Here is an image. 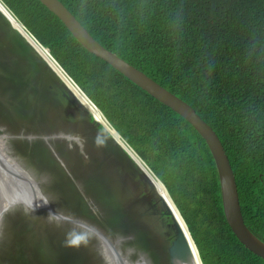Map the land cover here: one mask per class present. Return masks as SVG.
Listing matches in <instances>:
<instances>
[{"label":"trees","instance_id":"trees-1","mask_svg":"<svg viewBox=\"0 0 264 264\" xmlns=\"http://www.w3.org/2000/svg\"><path fill=\"white\" fill-rule=\"evenodd\" d=\"M0 1L49 50L164 184L187 226L201 264H264V259L241 244L228 226L212 156L204 139L185 119L88 52L38 0ZM59 1L103 47L186 101L214 130L233 172L243 222L264 242V0ZM1 33L13 37L18 54L24 49L29 56L25 61L32 71L40 73L44 89L53 87L54 91L49 92L65 97L61 109L56 110L63 112V119H71L69 94L62 81L0 11ZM8 84L18 89L15 81ZM11 96L8 94V98ZM8 98H4L5 106L11 111L4 108L5 113L0 115L8 123L17 124L18 133L31 130L19 127L26 119L35 121L37 129L33 132L51 134L58 130L56 120L61 114L52 104L40 105L38 111L35 107L30 111L28 104L23 117L18 109L12 110ZM64 102L69 109H65ZM83 114L75 115L80 121L88 117L92 122L89 115ZM94 124L99 136H109L101 125ZM35 145L33 152L38 161L37 156H45L49 150L40 141ZM115 148L123 152L117 144ZM59 151L68 156L65 149ZM149 194V199L147 193L143 197L142 213L151 211L170 222L156 194ZM77 197L83 210L68 206L80 219L94 221V210L80 194ZM155 203L160 206L158 210H153ZM124 214L120 213V224H107L123 231ZM20 228L28 230L19 222L17 234ZM70 240L69 236H58L57 249L72 248ZM59 258L64 263H76L69 253H61Z\"/></svg>","mask_w":264,"mask_h":264},{"label":"rangeland","instance_id":"rangeland-1","mask_svg":"<svg viewBox=\"0 0 264 264\" xmlns=\"http://www.w3.org/2000/svg\"><path fill=\"white\" fill-rule=\"evenodd\" d=\"M1 35L0 46L3 47L2 50L0 49V80L2 81L0 114L5 113L4 108L11 111L10 107L5 106L6 100L4 101L10 93L13 100L8 98V102L13 103L12 110L18 109L23 113V117L28 112V104L30 111H33L34 107L38 111L40 105L48 107L50 104L55 111L58 107L61 109L59 105H62V99L65 97L62 95L58 97L55 93L49 92L54 91L53 87L48 91L44 89L41 85L40 73L32 71L33 69L25 61L29 56L23 52L24 49L19 47L21 52L19 51L20 54H18L17 46H13V37L5 33ZM12 81L17 82L18 85L16 84L15 88H18L20 92L9 87L8 83ZM16 96H19L18 102ZM68 104L72 107L68 115L73 119H63V112L57 111L61 114V117L56 120L58 130L51 134L33 132L32 130H36L37 126L35 121L29 119L20 123L19 127L31 130L27 131L28 133L20 130L21 132L18 133L15 130L17 124L8 123L9 121L4 120L0 115L2 129L0 133L11 135V138H7L3 143L5 150L17 157L23 168L35 177L41 192L55 211L77 218L78 216L75 215L77 212L68 205L82 211L83 207L78 203L77 197L80 194L86 202L94 206L96 217L94 221L92 219L85 221L80 217L77 219L94 225L112 240H118L117 248L119 247L122 256H126L131 262L142 256L147 264H170L173 232L169 221L151 211L142 213L145 193H147L146 198L149 199L150 191L156 194L155 190L140 171L136 172L134 163L122 148L120 149L123 152H117L116 143L105 134L99 136L100 133L93 121H89L88 117L81 121L77 119L75 114L84 115L77 104L73 101H68ZM64 107L69 109L65 102ZM58 134H69V140L56 137ZM51 135L55 136L47 140L39 137ZM28 136H34V138ZM78 137L81 140L77 139ZM37 141L49 150L43 156L38 149L42 155L37 156L38 161L33 152ZM60 149H65L68 156L62 155ZM46 158L48 159L45 161ZM155 204H152L153 210L156 208L158 210L160 206L158 203ZM122 211L125 213L122 223L125 228L123 231L120 229L117 231L107 223L120 224ZM2 216L0 219V264H87V262L88 264H108L96 236L75 225L49 218L47 213L32 211L22 204L13 205ZM19 222L26 224L28 230L23 232V228H20L18 230L20 233L17 234ZM48 235L53 238L54 246L51 245ZM58 236H69L74 246L63 250L57 249ZM76 245L79 248L75 247ZM82 250H85L89 257ZM61 253L74 256L76 263H64L59 258Z\"/></svg>","mask_w":264,"mask_h":264},{"label":"water","instance_id":"water-1","mask_svg":"<svg viewBox=\"0 0 264 264\" xmlns=\"http://www.w3.org/2000/svg\"><path fill=\"white\" fill-rule=\"evenodd\" d=\"M42 5H44L50 12H52L67 28V30L72 34V36L90 53L95 55L96 57L102 59L107 64H109L112 68L116 69L123 76L128 78L131 82L136 84L142 90L147 92L153 98L176 112L183 119H185L204 139L209 152L214 161V165L216 167L217 177L219 181V189H220V197L222 204V211L225 217V220L230 227L233 234L239 240L241 244H243L248 250L253 252L255 255L264 259V242L257 238L244 224L239 202L237 196L236 184L234 181L233 172L231 166L229 164L227 155L225 154L224 148L221 145L219 138L217 137L214 130L195 112L190 104L186 101L182 100L155 80L147 76L141 70L137 69L124 59L120 58L113 52L109 51L105 47H103L99 42H97L91 34L80 24V22L73 16V14L59 1V0H38ZM0 11L5 15L6 19L9 21L11 27L17 29L21 35L25 38L27 42H29L36 51L40 54L41 58L46 62L47 66L51 67L53 72L59 77L62 81L63 86L67 89L69 94L68 100L73 101L77 104L82 111L89 115L93 122L103 127L105 133L109 135V137L127 154L130 160L135 164V166L140 171L141 175L146 178L151 187H153V183L150 177L145 173V171L141 168L138 161L132 157L130 153H128L124 146L129 147L132 152L136 155V157L144 163V161L137 155V153L120 137V135L112 128L106 118L103 116L101 111L87 98V96L82 92V90L74 83V81L62 70L59 64L55 59L50 55L49 50L39 44L24 28V26L16 20V18L8 11V9L2 4L0 1ZM14 21V22H13ZM40 47L46 49L49 56L54 60V62L60 68L62 75L50 64V62L44 57ZM69 79L84 95V97L92 104L98 111L101 113L107 125L112 129L114 134L108 129L105 123L98 120L93 112L85 105L84 102L77 96L75 89L71 86V84L66 80ZM0 130H2L0 128ZM69 134H58L56 137H62L66 140ZM14 137H18L16 135H12ZM55 135L51 136H39L44 140L51 138ZM30 138H34V136H28ZM7 138H11V135L0 133V177L4 181H7L8 184L18 189L17 193L14 195V200L8 203L7 207H4L1 211L0 218H2L4 213L11 208L15 204H22L25 208L30 209L32 211H42L47 213L49 218L55 220H62L71 223L93 235L99 240L101 247L103 250L107 248L109 254H112L115 264H147L145 261L139 262L138 259L135 261H129L126 256H122L121 252L117 248L118 240H112L107 235H105L101 230H99L94 225H91L85 221H82L77 218L69 217L63 215L60 212L55 211L46 197L41 192L38 181L32 175L31 180L33 182V187L35 191L41 196V201L26 195V189L36 197L28 187L27 181L23 180L21 176L16 173L14 167L10 161L7 159L6 155L12 154L5 150L3 143H5ZM125 145H123V144ZM17 158V157H16ZM145 164V163H144ZM145 166L149 169V167L145 164ZM150 170V169H149ZM27 171V170H26ZM151 171V170H150ZM153 174V172L151 171ZM154 175V174H153ZM155 176V175H154ZM156 177V176H155ZM156 179L162 184L164 187L168 197L170 198L164 184L156 177ZM158 199L161 201L162 206L167 213V216L170 218L169 226L173 232L172 239V252L170 253V264H193V251L191 249L189 239L194 247L198 260L200 262L197 249L195 244L188 232L187 226L180 216L184 227L186 229L185 235L184 231L181 229L180 225L176 221L170 207L165 203L163 197L155 191ZM170 201L174 205L172 199ZM88 205L89 202L87 201ZM91 209L94 210V206H91ZM177 210V208H176ZM178 211V210H177ZM179 213V212H178ZM180 215V214H179ZM105 253V251H104ZM141 258V257H140ZM201 264V262H200Z\"/></svg>","mask_w":264,"mask_h":264},{"label":"bare ground","instance_id":"bare-ground-1","mask_svg":"<svg viewBox=\"0 0 264 264\" xmlns=\"http://www.w3.org/2000/svg\"><path fill=\"white\" fill-rule=\"evenodd\" d=\"M14 22V21H13ZM40 50L42 51L44 57H46V59L50 62V64L62 75V72L60 71V68L58 67V65L54 62V60L49 56L48 52L46 51V49H43L40 47ZM64 77V75H62ZM71 86L75 89L77 96L81 99L82 102L85 103V105L93 112V114L95 115V117L100 120L101 122L105 123L106 126L108 127V129L114 134V132L112 131V129L107 125V123L105 122L104 118L102 117L101 113L98 111V109H96L94 107V105H92L82 94V92L69 80L66 79ZM115 135V134H114ZM79 140H81L79 137L77 138ZM123 144V143H122ZM125 145V144H123ZM124 149L130 153L132 155V157H134V159H136V161H138L139 165L141 166V168L145 171V173L150 177L152 183H153V188L155 191H157V193L159 195H161L165 201V203L170 207L176 221L178 222V224L180 225L181 229L184 231L185 235L188 238V235L186 233V229L184 227V224L180 218V215L178 213V211L176 210V208L173 206L172 202L170 201V198L168 197L164 187L162 186V184L156 179V177L151 173V171L145 166V164L140 161L136 155L132 152V150L129 147L124 146ZM7 159L10 161V163L16 167L15 171L16 173H18L21 178L23 180L27 181V187L34 193L36 194V197L34 195H32L27 189H26V195L31 196L35 199H37L38 201H41V196L35 191V188L33 187V182L31 180L30 177H32V174H29V172H27L23 166L21 165V163L19 162V160L11 155H6ZM16 188H14L13 186H11L10 184H8L7 181H4L3 179H1L0 177V214L1 211L4 207L8 206L9 202H12L14 200V195L17 193ZM1 219V218H0ZM118 239V238H117ZM189 243L191 246V249L193 251V264H200L198 257L196 255V252L194 250V247L189 239ZM119 248V247H118ZM125 249V248H124ZM105 256L107 258L108 264H115L114 258L112 256V254H109L107 248H105ZM130 251V250H129ZM124 253V252H123ZM107 263V262H105Z\"/></svg>","mask_w":264,"mask_h":264},{"label":"flooded vegetation","instance_id":"flooded-vegetation-1","mask_svg":"<svg viewBox=\"0 0 264 264\" xmlns=\"http://www.w3.org/2000/svg\"><path fill=\"white\" fill-rule=\"evenodd\" d=\"M140 257H141V258H140ZM138 258H139V259H138L139 262L144 261V259H143L142 256H139ZM145 262H146V261H145Z\"/></svg>","mask_w":264,"mask_h":264}]
</instances>
